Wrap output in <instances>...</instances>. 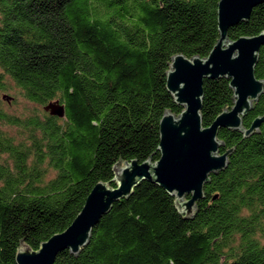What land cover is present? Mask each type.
<instances>
[{
    "label": "trees",
    "instance_id": "1",
    "mask_svg": "<svg viewBox=\"0 0 264 264\" xmlns=\"http://www.w3.org/2000/svg\"><path fill=\"white\" fill-rule=\"evenodd\" d=\"M219 0H0V91L33 105L0 107V264L21 240L37 250L66 229L93 186L115 187L113 165L159 158L172 56L205 58L219 38ZM264 30V2L228 39ZM255 77L264 80V45ZM202 123L233 105L225 78L203 82ZM8 100L7 95H3ZM3 100V99H2ZM58 100L62 118L43 110ZM264 115V91L243 126ZM228 166L210 175L193 219L142 182L114 203L75 256L54 264H264V122L244 138L221 129Z\"/></svg>",
    "mask_w": 264,
    "mask_h": 264
},
{
    "label": "water",
    "instance_id": "2",
    "mask_svg": "<svg viewBox=\"0 0 264 264\" xmlns=\"http://www.w3.org/2000/svg\"><path fill=\"white\" fill-rule=\"evenodd\" d=\"M264 0H219L217 28L219 38L208 56L187 58L172 56L166 71V90L181 107L178 114L164 111L159 122V158L142 162L118 160L112 167L115 187L97 182L71 224L40 243L37 250L20 241L15 254L16 264H54L58 253L68 250L77 255L88 245L93 228L121 199L128 198L142 182L161 187L173 197L178 213L193 219L197 202L204 198V186L210 175L228 166L234 148L221 153V129L237 130L244 138L257 133L264 115L243 126V118L252 110L264 91V80L255 77L264 30L255 36L228 39V29L250 18L254 7ZM225 78L233 92V105L222 110L209 126L202 123L203 82ZM51 116L62 118L65 107L58 100L43 106Z\"/></svg>",
    "mask_w": 264,
    "mask_h": 264
},
{
    "label": "rangeland",
    "instance_id": "3",
    "mask_svg": "<svg viewBox=\"0 0 264 264\" xmlns=\"http://www.w3.org/2000/svg\"><path fill=\"white\" fill-rule=\"evenodd\" d=\"M3 95H7L9 97L8 100H4ZM15 96L14 91H10L8 93H3L0 91V107L6 110L9 113L24 115L29 112L30 109H33L32 104L25 103L20 100H15L13 97ZM3 99V100H2Z\"/></svg>",
    "mask_w": 264,
    "mask_h": 264
}]
</instances>
